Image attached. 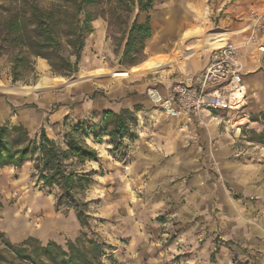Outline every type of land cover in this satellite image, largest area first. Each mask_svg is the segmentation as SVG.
Segmentation results:
<instances>
[{"label": "rangeland", "instance_id": "obj_1", "mask_svg": "<svg viewBox=\"0 0 264 264\" xmlns=\"http://www.w3.org/2000/svg\"><path fill=\"white\" fill-rule=\"evenodd\" d=\"M217 1L206 0L205 22L195 12L187 14V6L178 0H155L150 11L160 26L172 15H185L190 16L186 31L204 25L212 34H229L224 32L229 28L238 31L240 23H250L252 12H264L263 0H252L255 8L244 13L226 10V4L219 8ZM192 2L199 10L201 0ZM114 8V4L102 7L103 17L93 22L94 32L87 36L79 72L62 78L63 82H54L61 77L51 72L45 60L36 59L28 82L12 83L10 67L0 59L3 85L34 87L42 79L50 80L49 90L36 95L0 91L1 124L22 125L31 137L44 130L50 139L63 144L66 133L76 125L101 126L97 111L100 102L108 98L109 89L120 91L128 85L172 78L174 71H180L179 65L186 69L188 62L199 61L212 50L179 60L164 73L118 81L113 76L116 69L132 68L121 66L119 61L127 29L138 9L135 6L130 16L119 11L124 18L118 20L111 14ZM228 16L233 18L230 26ZM237 34L227 35L224 42ZM248 34L240 35L242 44ZM235 38L229 43L238 46ZM200 44L197 40L185 47L173 43L170 55L145 53L139 65L156 57H181L182 51L194 50ZM241 51L245 66L249 58L264 57L255 49ZM98 70L107 75H95ZM162 85L157 84L158 89ZM146 93L141 98L148 110L135 112L133 138L127 136L121 148L108 145L107 138L97 145L87 140L98 150L100 162L86 166L98 171L80 196L88 217L86 228L81 227L73 208L56 207L58 191L42 188L32 163L19 169H0V264H19L10 246H21L29 239L32 246L53 242L66 249L68 242L83 234L101 245L102 264H264V121L258 118L264 113V95L249 99L239 115H231L229 124L212 125V133L210 126L187 127L168 119ZM242 119L247 125L240 126L238 135L231 126ZM253 119L259 123H252Z\"/></svg>", "mask_w": 264, "mask_h": 264}, {"label": "trees", "instance_id": "obj_2", "mask_svg": "<svg viewBox=\"0 0 264 264\" xmlns=\"http://www.w3.org/2000/svg\"><path fill=\"white\" fill-rule=\"evenodd\" d=\"M154 2L0 0V59L8 63L12 83H27L35 72L36 59L45 60L55 76L70 78L79 72L87 36L94 32L93 22L103 17V6L114 4L111 14L120 20L124 16L119 11L130 16L136 6L139 12H148ZM151 38L150 18L145 23L135 19L127 29L119 64L131 68L142 63L146 42ZM260 117L264 121V113ZM136 121L135 112L129 110L105 111L100 127L76 125L66 133L63 144L50 139L44 130L31 137L22 125L0 123V169H19L32 163L33 174L42 188L58 191L56 207L73 208L81 227L86 228L88 217L80 196L98 174L86 166L100 162L98 150L87 140L97 145L107 138L108 145L121 148L127 136L133 138L131 128ZM251 121L259 123L256 119ZM32 242L29 239L21 246H10L13 259L19 264H102L101 245L86 234L68 242L66 249L53 242L45 246H32ZM1 256L0 253V261Z\"/></svg>", "mask_w": 264, "mask_h": 264}, {"label": "built area", "instance_id": "obj_3", "mask_svg": "<svg viewBox=\"0 0 264 264\" xmlns=\"http://www.w3.org/2000/svg\"><path fill=\"white\" fill-rule=\"evenodd\" d=\"M250 20L243 46L228 42L209 52L207 65L198 73L183 74L181 80L165 83L161 90L157 85L149 87L146 94L152 105L187 127L229 124L231 115H239L249 101L241 49L264 54V12H252Z\"/></svg>", "mask_w": 264, "mask_h": 264}, {"label": "crops", "instance_id": "obj_4", "mask_svg": "<svg viewBox=\"0 0 264 264\" xmlns=\"http://www.w3.org/2000/svg\"><path fill=\"white\" fill-rule=\"evenodd\" d=\"M178 3H182L187 6V14L189 13L190 15H192V13H194V11H192V9L188 7L190 3H193L192 0H178ZM223 4H226V10H241L243 13L246 12L248 9L255 8L254 1L252 2V0H218L216 6H219L220 8V5ZM148 17L151 20L152 38L146 42V48L144 53L151 54L152 56H154V54L152 53H155L156 56L170 55L173 49L171 44L180 42L182 34L186 31L185 29L188 24L187 19H189L190 16L172 15L170 20H164V23L160 26V23L157 22L158 20L154 18L152 11H137L132 19V22L137 19L138 23H145ZM227 19L228 26H230L231 23H233V18L228 16ZM224 23H227V20L224 21ZM248 24L249 22H245L243 24L240 23L239 25H242V28L238 31H232L233 28H229V31H224L229 34L238 33L237 35L230 36L228 41L234 36H236L234 40L237 41L236 44H240L243 41L240 35L246 33V30L248 29ZM210 40L211 41L209 42L212 43V39ZM207 62L208 55H204L200 58L199 61L188 62V66L186 67V69H184L183 66L179 65L180 71H178L177 73L176 71H174L172 73V78H163L155 82L145 81L139 84L128 85L127 88L121 89L120 91L109 89L108 94H106L108 98L104 99L102 103L100 102V108H98L97 111L99 114V119H102L103 113L105 111H113L115 113H120L124 110H129L131 112H138L143 114L144 111L148 110V107L145 105L146 103H143L141 95L144 94L145 91H147L150 85L179 81L182 78V73L190 75L196 74L207 65ZM246 69L247 73L244 76V82L246 83L247 88L250 92V99L253 97L252 100H255V97L257 95H264V72L261 71V69H264V57L262 55H256L252 58H249L246 64ZM137 106L142 108H139ZM180 133L184 134L185 130H181ZM203 136L207 138L208 131L203 132Z\"/></svg>", "mask_w": 264, "mask_h": 264}, {"label": "bare ground", "instance_id": "obj_5", "mask_svg": "<svg viewBox=\"0 0 264 264\" xmlns=\"http://www.w3.org/2000/svg\"><path fill=\"white\" fill-rule=\"evenodd\" d=\"M201 2L202 3L200 4L201 7H200L199 10H196L194 3H190L189 4V7H190V9H192L196 13V15H197V17H198V19L200 21L205 22L207 20V17H208V10H207V7L208 6L205 5L206 4V0H201ZM210 32H211V30L207 26H204V25L203 26H199V27H195L194 29H189V30L185 31L182 34L181 40L179 42V45L181 47H184L189 41L195 39V40H197L198 42L201 43L199 46H197L196 49L182 51V56L181 57H177V58H173V59H171V58H166V59L163 58L162 59L160 57H156V58L149 59L144 64H141L139 66L132 67L129 70H127V69H124V70L116 69L113 72V76L118 81H121L122 79H128V78L133 77V76L134 77L135 76H139L140 77V76H144V75H148V74H155V73H158V72L164 73L167 69L173 68L174 65L179 60L186 59V58H188L190 56H193V55L197 54L200 51H204V50H207V49H216V48L223 47L226 44H228V42L231 40L230 39L227 43H225L224 41L227 40L225 38L229 34H217V33L216 34H212ZM210 38L213 41L212 43L209 42V41H211ZM206 41H207V43H205ZM237 45H238V47L243 46L242 42L240 44H237ZM179 53L181 54V52H179ZM94 74L95 75H98V76H106L107 75V72H105L104 70H98ZM94 74H92V75H94ZM90 76H91V74H90ZM78 80H79V78H78ZM53 81L54 82H56V81L63 82L64 80L62 78H55V79H53ZM49 83H50V80H48L46 78L45 79H42L34 87L16 88V87L6 86V85H3L2 83H0V91L6 92V93H8L10 95H23V96H28L31 93L34 94V95H36L37 92H40L42 90H46V89L49 90V88H50L49 87ZM245 85H246V83H245ZM54 86H55V83H54ZM248 99H250V97H248ZM245 120L242 119L241 121H239L237 123L235 122L232 125L231 128L234 129L236 127L235 128L236 131H237L236 134H238V135L241 134V128H240V126H243V125L246 124V123L242 122V121H245ZM250 123L251 122L248 121V124H250ZM212 125L213 126H216L212 122H207L206 125H205V127H209V126H212ZM210 130H211L212 133L215 132V129L213 127H210Z\"/></svg>", "mask_w": 264, "mask_h": 264}]
</instances>
